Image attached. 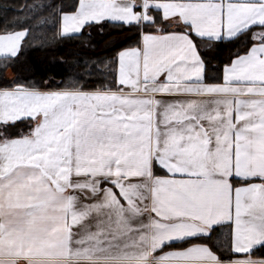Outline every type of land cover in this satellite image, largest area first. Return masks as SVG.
<instances>
[{"label": "snow or ice", "instance_id": "1", "mask_svg": "<svg viewBox=\"0 0 264 264\" xmlns=\"http://www.w3.org/2000/svg\"><path fill=\"white\" fill-rule=\"evenodd\" d=\"M21 11L0 31V264H264V0ZM49 22L136 40L55 87L3 76Z\"/></svg>", "mask_w": 264, "mask_h": 264}, {"label": "trees", "instance_id": "2", "mask_svg": "<svg viewBox=\"0 0 264 264\" xmlns=\"http://www.w3.org/2000/svg\"><path fill=\"white\" fill-rule=\"evenodd\" d=\"M33 2L34 0H0V31L16 27L14 22L17 17L25 15L21 9ZM51 2L63 5L66 9L73 4L72 0ZM40 15L46 16L47 12ZM55 32L56 28L51 22L39 26L32 34L36 39L34 40L32 35L29 36L28 42L14 61L12 70L3 76L10 78L14 74L17 82L36 83L41 86L47 80L55 87L61 81L69 83L80 78L84 65L107 60L122 48L133 45L136 40L134 32L113 28L107 23L103 33L95 28H85L82 34L74 35L71 39L54 38ZM233 50L232 44L222 41L218 47L214 46L206 52L205 58L209 62L208 75L214 74L213 66L222 67ZM3 83L4 80L0 77V85Z\"/></svg>", "mask_w": 264, "mask_h": 264}, {"label": "crops", "instance_id": "3", "mask_svg": "<svg viewBox=\"0 0 264 264\" xmlns=\"http://www.w3.org/2000/svg\"><path fill=\"white\" fill-rule=\"evenodd\" d=\"M73 1V3L75 2V0H72ZM76 35H78V34H76ZM74 36V35H73Z\"/></svg>", "mask_w": 264, "mask_h": 264}]
</instances>
